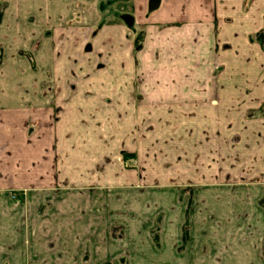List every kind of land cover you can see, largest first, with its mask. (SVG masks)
I'll list each match as a JSON object with an SVG mask.
<instances>
[{
  "label": "crops",
  "instance_id": "0c3cea01",
  "mask_svg": "<svg viewBox=\"0 0 264 264\" xmlns=\"http://www.w3.org/2000/svg\"><path fill=\"white\" fill-rule=\"evenodd\" d=\"M30 1L34 24L0 9V42L35 54L47 27L58 65L0 82V264H264V0Z\"/></svg>",
  "mask_w": 264,
  "mask_h": 264
},
{
  "label": "rangeland",
  "instance_id": "374dc122",
  "mask_svg": "<svg viewBox=\"0 0 264 264\" xmlns=\"http://www.w3.org/2000/svg\"><path fill=\"white\" fill-rule=\"evenodd\" d=\"M29 2H31V1L30 0H3V3H1V6H0L1 15H3L2 12L4 13V11H5V13L9 14L8 23H11L12 19H15V18L18 20V22L22 18H24V22L23 23L27 22V23L34 24V19H33V17L31 15H29L27 9L22 14L19 11L21 9V7H22L21 5L28 6ZM120 21L124 22L122 20V18H120ZM0 23H1V19H0ZM11 28L13 29V27H11ZM38 28H40L39 30H40V34H42V36H41L40 40H38L36 42V44L34 45V47L36 46L37 52H39L40 50L42 51V49H43V43L41 42L42 37H44V39L47 38L48 40H50V37H51V34H52L51 30L48 29L47 27H41L40 26ZM49 44H50V49L53 50L54 56H58L59 53H61L62 50L65 49L64 44L61 43L59 40L56 41V39L52 43L50 42ZM22 46L24 47L25 43H23V42L22 43L21 42L17 43L16 41L15 42H4V41L0 42V82H4L5 84L15 83V82H21L22 84L28 83L29 78H28L27 74L25 73L26 69H27V71L28 70L29 71L30 70H32V71H36L37 70L38 71L42 67H46V66L50 65L52 60L51 59L47 60L46 58H43L44 54L37 55V52L35 54H33L30 51H28V50L22 49ZM53 61H54L53 66L54 65H58V64L55 63L57 61L56 58H54ZM96 66L98 67V64H96ZM229 110H230V114L239 113L238 112V108H229ZM262 110L263 109H260V113L259 114H263L264 113ZM245 114L246 115H250V114H252V112L251 111L248 112L247 109H246ZM231 125L232 124H230V126ZM148 130H149L150 133L152 131H154V128H153L152 124L149 125ZM235 138H236L235 135H230V141H233V139H235ZM249 140H252V139L250 138ZM203 141L204 140H202V142ZM155 142H157V140L154 141V143ZM252 156H253L252 152H249V154L246 153V167H248L247 162ZM202 159H203V156H202ZM201 164H202L201 168L198 167L195 172H188L192 176H193V174L195 175V179H197L198 183H203L204 179L206 178V175H205L206 172L203 169V162ZM170 169H167V171H164V173L165 174L166 173H171ZM152 170H154V171L150 170L148 172L146 170L145 173L148 172V175H154L156 170L154 168H152ZM188 173L186 174L187 177L193 178V177L189 176L190 174H188ZM215 175H217L216 179H218V180H215V181L216 182H220L219 181L220 180L219 176L221 174H217L216 173ZM257 177L250 178V176L243 177L241 175L239 177H234V179H235V184L234 185H237V183L238 184L240 183L242 185H243V183H244V185L251 184V185H249V187H247V188H249L247 190L251 191V189L253 190L255 188V186L253 187L252 184L257 185V182H256L258 180ZM141 188L147 190L148 191V192L146 191L147 193L151 192V194L153 196H156L158 194V192L156 190L162 189L161 186H158L157 184H152V185L146 184L145 185V183H144V186L141 187ZM177 189L180 191V194H179L180 196H182V195L189 196L191 201L194 200L193 196H195L196 200H202V199H204L206 197V194H205V189L206 188L204 186H200V185H198L197 187H194V186L193 187H188L187 186V187H178ZM152 192H154V193H152ZM246 193H248V192H246ZM191 209H192V206L189 207L187 214L190 215V210ZM196 214H200V212L196 213ZM189 215H188V217H186L188 232L190 231V228H191ZM200 221H201V219H197V221H195L196 224H195L194 228L196 230V238H197V240H195V242L192 243L194 246L195 245L197 246L196 250H197L198 254L204 253L205 249H206V246L208 245V244H206L204 242V237H203L204 235L200 234V233L204 232V222H203V225L201 227L200 224H199ZM217 221H218V223L213 220L212 230H214V231L215 230H219L222 227H229V226L235 227L236 224H237L235 219H231L230 221L224 220L223 223L220 220H217ZM192 223L193 222L191 221V224ZM256 225H257V222H255V220H253V221L252 220L250 221L248 219L245 220V224H244L245 227L256 226ZM212 236L214 238L215 237H220L219 235H215V234H212ZM151 238H152V241H153L154 245L158 246V244H157L158 243V234L157 233H151ZM188 238H189V236H187L186 242L187 241L189 242ZM222 238L224 240V243H227V241L225 240L226 237H222ZM214 243H216V241L213 242V244ZM216 244H218V243H216ZM263 244H264V241H263ZM125 259L123 258L122 260L117 261V264H128V263H126ZM196 262L203 263V261H199V260H197Z\"/></svg>",
  "mask_w": 264,
  "mask_h": 264
},
{
  "label": "trees",
  "instance_id": "16d2710c",
  "mask_svg": "<svg viewBox=\"0 0 264 264\" xmlns=\"http://www.w3.org/2000/svg\"><path fill=\"white\" fill-rule=\"evenodd\" d=\"M134 45H135V49H139L141 47V34L137 35L135 42H134ZM187 230H188L187 229V222H185L184 230H183V236H182L183 243H185L186 239H187ZM154 233H157V232H154ZM106 264H109V263H106Z\"/></svg>",
  "mask_w": 264,
  "mask_h": 264
},
{
  "label": "water",
  "instance_id": "95a60500",
  "mask_svg": "<svg viewBox=\"0 0 264 264\" xmlns=\"http://www.w3.org/2000/svg\"><path fill=\"white\" fill-rule=\"evenodd\" d=\"M155 1H158V0H151V6H150V9L152 10L154 7H156V2ZM154 3V4H153ZM122 20L124 21V23L127 25V26H132V17L128 16V15H124L122 16Z\"/></svg>",
  "mask_w": 264,
  "mask_h": 264
},
{
  "label": "flooded vegetation",
  "instance_id": "af4514ba",
  "mask_svg": "<svg viewBox=\"0 0 264 264\" xmlns=\"http://www.w3.org/2000/svg\"><path fill=\"white\" fill-rule=\"evenodd\" d=\"M124 16V15H123ZM131 17V16H130ZM132 22H133V19H132ZM125 24V23H124Z\"/></svg>",
  "mask_w": 264,
  "mask_h": 264
}]
</instances>
